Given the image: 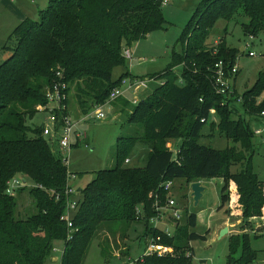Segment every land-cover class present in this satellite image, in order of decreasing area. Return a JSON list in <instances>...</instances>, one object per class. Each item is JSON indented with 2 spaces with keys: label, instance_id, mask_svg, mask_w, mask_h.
<instances>
[{
  "label": "trees",
  "instance_id": "16d2710c",
  "mask_svg": "<svg viewBox=\"0 0 264 264\" xmlns=\"http://www.w3.org/2000/svg\"><path fill=\"white\" fill-rule=\"evenodd\" d=\"M237 13L248 19L241 25L248 38L264 31V0H204L196 9L178 39L181 54L173 53L160 74L148 76L162 82L128 113V123L137 129L117 138L114 167L95 172L78 191L70 229L61 220L69 187L67 166L56 144L51 147L42 129L30 128L26 120L46 104V91L57 81V73L68 86L66 107L71 89L80 108L88 107L86 112L104 105L110 91L129 75L123 51L166 29L161 0H49L37 21L26 17L14 28L3 46L10 56L0 65V264H82L98 235L106 259L109 252L102 244H109V234L141 222L151 244L172 249V254H143L134 264H192L190 243L205 242L208 234L193 231L196 214H185L181 223L171 219L172 234L149 226L159 215L156 208L166 206L169 192L163 184L169 181L221 179L220 206L230 200L237 205L242 227L247 219L264 217V180L251 165L255 145L250 127L251 119L264 109V69L242 95L234 88L229 98L216 94L215 64L222 61L225 70L232 68L240 52L221 38L212 47L207 44L216 23L230 21ZM118 67L124 73L115 80L113 71ZM177 67L179 75L174 72ZM210 110L215 112L219 134L234 146L216 150L199 145ZM66 113L67 109L56 114L60 117L56 129ZM176 140L181 143L172 151L167 144ZM137 143L147 150L145 165L126 167ZM235 166L238 170L233 173ZM14 177L29 181L31 187L7 195L6 184ZM25 190L35 213L17 219V198ZM57 242L63 249L58 262H53ZM239 249L240 256L234 259ZM255 260L247 234L228 237L227 264Z\"/></svg>",
  "mask_w": 264,
  "mask_h": 264
},
{
  "label": "rangeland",
  "instance_id": "374dc122",
  "mask_svg": "<svg viewBox=\"0 0 264 264\" xmlns=\"http://www.w3.org/2000/svg\"><path fill=\"white\" fill-rule=\"evenodd\" d=\"M48 1L0 0V65L10 56V53L2 48L9 34L25 17L37 21L39 11L47 7ZM203 1L170 0L167 6H162L166 29L152 32L146 38L135 43L130 48L132 54V49L134 50L133 59L131 57V60H126V68L130 70L131 74L140 76L134 78L129 72L130 76L124 78L125 85L120 87L123 93L122 97L101 108L105 116L103 120L88 118L76 126V132L82 134L83 137L80 141L75 138L72 139V148L69 153L67 169L69 176L72 178L69 182L73 190L72 201L79 198L78 191L92 181L95 172L114 167L117 138L133 135L135 129H137L130 125L127 119L128 113L134 106L133 101L138 102L141 98L146 97L162 82L159 79L150 80L148 76L160 74L170 62L173 53L181 54L182 46L178 39ZM238 13L230 21L219 20L212 30L207 44L212 47L213 42L217 44L221 39H225L230 48L240 52L235 63L238 73L229 83L238 95H242L254 85L258 73L264 69V31L257 38L250 40L241 30V25L247 23L248 19ZM247 44H249L248 47ZM248 51L252 52L254 56L249 57L247 55ZM123 71L124 68H115L113 79H119L124 73ZM180 71V68H178L174 72L179 75ZM142 83L147 86L143 93L139 90ZM178 83H180L179 80ZM137 92L140 95L136 96ZM74 94L75 91L71 89L66 116L73 121H79L78 119L88 114L90 110L86 112L88 107L82 110L73 100ZM47 118V112H38L32 118H27L26 125L30 128L42 129L47 124ZM212 123L215 124L213 130L211 129ZM217 124V118L210 115L201 129L199 145L216 150H224L227 147L234 146L235 144L219 134ZM250 127L251 130H255L261 129L262 125L251 121ZM44 139L47 142L49 141V138ZM252 142L255 148L251 165L258 178L264 180V143H261L259 137H254ZM180 143L181 140L170 141L167 147L175 151L178 150ZM137 145L139 149L141 148V152H147L142 144L137 143ZM136 155L137 153H135ZM65 156L66 154H64ZM129 159L130 163H125L126 167H141V163L132 159L131 156ZM143 165H145V160ZM237 170L238 167L236 166L231 168L233 173ZM27 182L28 188L31 187L29 181ZM191 183L193 182L186 184L183 180L174 181L168 198L174 200L175 205L172 210L178 212V219L174 220H182L185 214L194 213L196 214L197 224L193 231L199 235H204L208 230L210 231V236L206 242L195 241L190 243L193 249L192 264H227L228 237L240 234L248 235L250 247L256 252V260L252 264H264V217L247 219L245 228L242 227L243 223L242 219H239L240 213L238 211L240 210L237 205L230 204V200L229 204L220 206V189L223 184L221 179L201 181L204 192L198 205L194 207L190 196ZM229 187H232L231 183H229ZM26 192L27 190H25L23 196L17 198V210L15 212L17 219H25L35 213L34 204L28 199ZM172 210L164 207L161 211L163 219L159 220L160 222L151 221L152 225L150 222L149 226L172 234L174 230L171 226L173 217L170 218ZM181 220L179 223H181ZM220 225L224 226L223 228H230V231L222 237H219ZM107 239L109 244L105 242L102 246L106 252H109V258L105 259L101 255L97 240L101 242L102 236L99 237L98 235L97 240L94 239L90 244L82 264H127L129 263L128 260L135 262L143 256L145 250L151 245L144 222L133 224L128 229L119 227L114 233L109 234ZM62 249L63 244L57 242L54 245L51 258H56L58 262ZM240 252L239 249L233 258L238 259ZM116 254L120 256V259L116 257ZM167 254L171 255L172 249Z\"/></svg>",
  "mask_w": 264,
  "mask_h": 264
},
{
  "label": "built area",
  "instance_id": "2783aa9c",
  "mask_svg": "<svg viewBox=\"0 0 264 264\" xmlns=\"http://www.w3.org/2000/svg\"><path fill=\"white\" fill-rule=\"evenodd\" d=\"M170 0H161V6H167L169 4ZM250 40H252V37H249ZM249 44H247L248 47ZM123 55L125 59L131 60L132 54L130 52V49H125L123 51ZM249 57H253L254 54L252 52L247 53ZM237 59V58H236ZM236 63V62H235ZM238 73L237 67L234 64L232 68L224 69V64L222 61H219L215 64V78H214V89L216 91V94H219L223 97L229 98V96L233 93L232 87L230 86V81L233 79L236 74ZM57 81L52 84L49 90L46 91V104L43 106H38L37 109L39 112H47L48 118H47V124L44 125L42 128V137L43 138H49L48 144L54 145L56 144V150L59 153L62 161L67 166L69 163V153L72 148V139L75 138L76 140L80 141L83 137L82 134L76 132V126H78L81 122H84L85 119L93 118L96 120H103L105 118L102 107L106 104L112 103L116 101L117 99L122 97V92L120 87L122 85H125L124 79L120 83V87L114 88L110 91L108 99L104 105H94L90 112L80 121H73L67 116L62 117V123L63 125L59 127V129H56V125L58 123V119L56 117L57 113L64 112L67 107L65 106V101L67 100V84L62 81V77L59 73L56 74ZM141 85L144 86L142 83ZM137 101L134 100L133 104H135ZM240 102V98L236 100V103L238 104ZM214 110L209 111V115H214ZM204 121V120H203ZM252 122L261 124V129H255L252 130L254 137H259L262 141L261 143H264V109H262L259 114L255 117V119H251ZM250 121V122H251ZM64 154L66 156L64 157ZM129 160L127 159L125 163H128ZM71 177L68 175V184L71 181ZM172 182H166L163 184V189L165 191L170 192L172 189ZM6 190L5 193L9 196H13L16 194V191L19 188L27 187V183L23 179H20L18 177H14L11 180H9L6 184ZM67 196V202H66V208L64 211V214L61 217V220L66 223L67 228H71V219L74 215L77 207H78V199L77 200H71V197L73 195L72 187L69 185L65 192ZM175 202L173 199H167L166 202V208L172 210L174 208ZM164 208H156V210L159 211V215L153 219V222H160L159 220L163 219V213L161 212ZM72 213V214H71ZM72 215V216H71ZM172 219H178V212L173 211L170 214V218ZM173 226V224L171 225ZM69 238V237H68ZM168 248L162 247L160 245L151 244L148 246V248L145 250V254H155L159 257L164 256L165 254L169 253ZM62 253V252H61ZM129 263L127 264H134V262H131L128 260Z\"/></svg>",
  "mask_w": 264,
  "mask_h": 264
},
{
  "label": "crops",
  "instance_id": "0c3cea01",
  "mask_svg": "<svg viewBox=\"0 0 264 264\" xmlns=\"http://www.w3.org/2000/svg\"><path fill=\"white\" fill-rule=\"evenodd\" d=\"M26 18V17H25ZM148 36V35H147ZM4 46V45H3ZM3 46H2V48H3ZM133 47V46H132ZM131 47V48H132ZM1 48V49H2ZM132 52H133V54H132V59H133V55H134V50L132 49ZM179 67H177V68H175L174 69V71L176 70V69H178ZM124 72V71H123ZM128 72H130V70H128ZM130 74H131V72H130ZM132 75V74H131ZM133 77H139L140 75H132ZM147 88V86L146 85H144L143 87L142 86H140V88H139V90L141 91V93H143L144 91H145V89ZM137 95H140L139 94V92H137L136 93V96ZM111 104V103H110ZM84 117V115L81 117V119ZM79 121H80V119H78ZM135 153H137V155L135 156ZM138 156V157H137ZM145 156H146V153L145 152H141V148L139 149V146L138 145H136V147H135V149H134V151L132 152V155H131V157H132V159H134V160H136V161H138V163H141V167H143L144 165H143V162H144V160H145ZM136 157V158H135ZM130 158V157H129ZM128 163H130V159H129V162ZM143 165V166H142ZM231 185H233L232 183H231ZM197 224V223H196ZM225 224H227V223H225ZM221 226V225H220ZM223 227L224 226H221V227H219V232L223 229ZM230 228H228V232L230 231L229 230ZM209 236H210V231L208 230V234H207V236H206V241L208 240V238H209ZM205 241V242H206ZM52 261L53 262H55V261H57V259L56 258H53L52 259Z\"/></svg>",
  "mask_w": 264,
  "mask_h": 264
},
{
  "label": "water",
  "instance_id": "95a60500",
  "mask_svg": "<svg viewBox=\"0 0 264 264\" xmlns=\"http://www.w3.org/2000/svg\"><path fill=\"white\" fill-rule=\"evenodd\" d=\"M142 87H143V85H142ZM23 182H24V180H23ZM203 192H204V187L202 186L201 181L191 183V185H190V196L192 198V202H193L194 207H196L198 205L199 201L202 198ZM227 233H228V228L225 227L220 231L219 237H222ZM201 263H205V262H201Z\"/></svg>",
  "mask_w": 264,
  "mask_h": 264
}]
</instances>
